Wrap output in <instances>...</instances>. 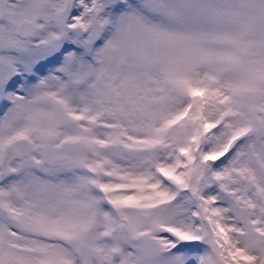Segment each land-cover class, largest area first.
<instances>
[{"label":"snow or ice","instance_id":"obj_1","mask_svg":"<svg viewBox=\"0 0 264 264\" xmlns=\"http://www.w3.org/2000/svg\"><path fill=\"white\" fill-rule=\"evenodd\" d=\"M0 264H264V0H0Z\"/></svg>","mask_w":264,"mask_h":264}]
</instances>
